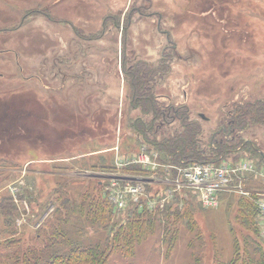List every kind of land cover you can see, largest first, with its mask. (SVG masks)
Returning <instances> with one entry per match:
<instances>
[{"label": "rangeland", "instance_id": "obj_1", "mask_svg": "<svg viewBox=\"0 0 264 264\" xmlns=\"http://www.w3.org/2000/svg\"><path fill=\"white\" fill-rule=\"evenodd\" d=\"M137 67L159 104L189 106L208 149L231 111L264 101V0H0V264H46L88 246L98 250L86 264H264L249 197L222 193L205 208L186 192L140 224L99 204L97 181L140 147L132 122L152 115L130 107ZM237 133L264 156L263 124ZM242 180L264 194L257 176ZM54 228L64 236L50 246Z\"/></svg>", "mask_w": 264, "mask_h": 264}, {"label": "trees", "instance_id": "obj_2", "mask_svg": "<svg viewBox=\"0 0 264 264\" xmlns=\"http://www.w3.org/2000/svg\"><path fill=\"white\" fill-rule=\"evenodd\" d=\"M210 12L212 14L215 11L210 10ZM128 72L130 78L132 79L131 87L133 91V94L130 97V107L132 109H136L140 105H143V110L151 112L152 114L151 118L148 121L142 120L141 118H136L134 122H132L131 128L134 130V133L138 134L137 138L141 141V144H145L149 150L153 149L158 152L159 162L171 163L173 165H188L196 163L219 164L222 161L228 159L230 155L234 156L233 158H231V160L236 161L242 158L240 155H246L248 151H252L254 154H258L261 159L260 163L261 165L263 164L264 156L255 147L254 143L251 144L249 141L244 139H235V136L238 135L237 130H243L247 124V121L251 124L257 123L260 125H264L263 100H256L254 103H248L243 107L237 106L234 111H231L230 117L224 120V124H221L217 128V130H214L211 133L212 136L210 137V141L208 142L209 148L207 149V147H204V145H202L200 138V134L202 132L201 122L199 120L190 118V108L189 106H187V104H159L156 97L153 96L152 92L150 91V88L143 87L144 83L139 78L140 67H137L131 71L129 70ZM200 120L204 122L206 121V118H200ZM173 121L177 122V127L171 129L168 134H165L166 132H162V136L157 139V135L160 133L159 131H162V128L164 126L169 125ZM109 171H115L114 164L111 165ZM121 171L129 175L140 176H144L145 174L150 172L137 164L125 166ZM111 172H108L107 174H110ZM104 185V181H97V189L102 193L101 195L103 197L102 200L104 201V203L101 201L98 202L104 207L107 205L108 207L110 206L113 209V207L107 201L106 197L103 195ZM251 195L253 197H250L249 199L255 200L258 198L256 196V193H251ZM2 208L3 210L9 208V214H11V212L14 210V207L11 208L10 204H3ZM93 208L94 204L93 207H91V210H89L91 214L96 213ZM254 208L258 213L255 205ZM126 211H131L132 213L130 216L125 217V219H122V221L126 224L150 223V215L155 212H151L145 209L138 210L137 207L132 205L127 208ZM65 222L67 221H64V223ZM42 232L44 233L45 231L42 230ZM63 236L64 233L61 232V229L58 228L56 230L54 228L50 232V235L48 237L50 241V243L48 244L51 246L52 243H54V239H56L57 237L63 238ZM39 237L40 234H37V239H39ZM258 237L264 246V243L259 235V229ZM127 240H129V238H126V241ZM48 244L46 245V247H50ZM114 246L115 242L113 247ZM38 249L40 248L34 246L31 255L35 253L34 250L36 251ZM97 250L98 248L93 246L80 247L79 249L77 248L74 252H71L65 259H61L58 255L55 254V256H53L54 260L52 259L49 263L46 264H86L90 262V260L88 261L89 257L90 259H93L92 261L96 260L95 258H97V254H94V252ZM57 259H61V261L58 262ZM22 260L24 263L28 261L27 254L22 256Z\"/></svg>", "mask_w": 264, "mask_h": 264}, {"label": "built area", "instance_id": "obj_3", "mask_svg": "<svg viewBox=\"0 0 264 264\" xmlns=\"http://www.w3.org/2000/svg\"><path fill=\"white\" fill-rule=\"evenodd\" d=\"M115 150L118 152L117 147ZM132 164L140 165L150 171L151 175L146 177L119 173L123 167ZM114 166V172L103 174L105 178L102 180L105 182L103 195L118 212L126 210L131 205L138 210L153 211L155 208L166 206L175 199V195L185 196L188 193L205 208L216 207L222 193L235 192L250 198L251 193L245 190V181L242 180L249 174L257 176L264 185V161L263 167L260 168H256L250 160L242 158L236 161L225 160L219 164L173 165L159 162L158 152L149 150L145 144H140L135 154L117 155ZM159 175L160 181L152 178ZM157 182L166 188L162 192L149 195V186ZM256 196L258 198L254 203L260 221L259 235L264 243V194L256 193Z\"/></svg>", "mask_w": 264, "mask_h": 264}, {"label": "crops", "instance_id": "obj_4", "mask_svg": "<svg viewBox=\"0 0 264 264\" xmlns=\"http://www.w3.org/2000/svg\"><path fill=\"white\" fill-rule=\"evenodd\" d=\"M101 178H103V175H102V177ZM105 179V178H104Z\"/></svg>", "mask_w": 264, "mask_h": 264}, {"label": "water", "instance_id": "obj_5", "mask_svg": "<svg viewBox=\"0 0 264 264\" xmlns=\"http://www.w3.org/2000/svg\"><path fill=\"white\" fill-rule=\"evenodd\" d=\"M201 118H203V117H201ZM204 119V118H203Z\"/></svg>", "mask_w": 264, "mask_h": 264}]
</instances>
